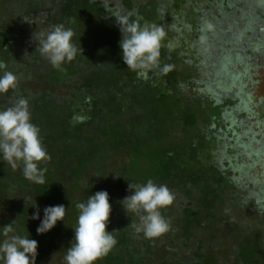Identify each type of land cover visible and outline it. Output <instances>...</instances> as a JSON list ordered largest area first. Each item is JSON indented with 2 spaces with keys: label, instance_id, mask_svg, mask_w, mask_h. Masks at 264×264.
<instances>
[{
  "label": "trees",
  "instance_id": "trees-1",
  "mask_svg": "<svg viewBox=\"0 0 264 264\" xmlns=\"http://www.w3.org/2000/svg\"><path fill=\"white\" fill-rule=\"evenodd\" d=\"M227 0H0V75L18 77L0 94V110L28 101L32 123L51 159L39 163L45 183L25 178L0 159V241L15 235L38 241L36 264H66L79 211L107 191L109 231L117 240L96 264H264V209L245 203L256 185L235 171L227 109L211 91L212 73L200 55L207 15ZM163 25L160 68L139 78L122 59L118 16ZM74 30L76 58L60 69L37 51L53 25ZM211 35V32L207 34ZM84 116L82 123L74 120ZM229 133V132H228ZM234 163V164H233ZM152 179L174 193L162 209L170 230L147 239L133 226L139 214L121 201L129 184ZM64 205V221L38 235L31 217ZM12 231L5 236L8 227ZM2 264V261H0Z\"/></svg>",
  "mask_w": 264,
  "mask_h": 264
},
{
  "label": "clouds",
  "instance_id": "clouds-1",
  "mask_svg": "<svg viewBox=\"0 0 264 264\" xmlns=\"http://www.w3.org/2000/svg\"><path fill=\"white\" fill-rule=\"evenodd\" d=\"M127 16L116 18L122 33L120 48L122 59L128 69L136 72L139 78L148 79L149 71L160 69L163 73L171 70L170 65L160 68L162 42L167 36L163 25L156 23L140 24V18L132 20ZM210 27V26H209ZM75 32L63 23L51 28L37 39V51L46 58L50 64L60 69L66 62L73 61L80 51L73 43ZM0 67H5L0 63ZM18 77L11 71L0 75V94L15 90ZM86 117L76 116L78 123L84 122ZM41 129L31 120L28 101L20 99L6 109L0 110V159L17 168V162L23 164V174L26 179L43 184L44 172L40 170L39 163L50 160L41 139ZM256 188L248 192L245 203L254 201L258 209H264V179H253ZM131 195L122 201L126 212L139 214V223L133 225L137 232H142L147 239L158 238L170 230L169 221L162 215L161 210L173 205L175 196L166 184H157L149 179L145 184H129ZM79 211L77 223L74 227V239L67 248L64 257L66 264H96L107 256L117 244L113 233L109 231V218L112 212L110 196L107 191H98L89 196L86 202L76 204ZM64 205L47 206L43 209L41 219L40 209L32 215L33 220H39L36 228L38 235L51 231L58 223L64 221L66 215ZM12 231L9 226L5 236ZM38 256V241L29 236L15 234L0 241V261L2 264H36Z\"/></svg>",
  "mask_w": 264,
  "mask_h": 264
},
{
  "label": "rangeland",
  "instance_id": "rangeland-1",
  "mask_svg": "<svg viewBox=\"0 0 264 264\" xmlns=\"http://www.w3.org/2000/svg\"><path fill=\"white\" fill-rule=\"evenodd\" d=\"M228 1L208 13L198 47L211 68L215 100L236 103L227 116V143L236 153L235 171L253 183L264 179V0Z\"/></svg>",
  "mask_w": 264,
  "mask_h": 264
},
{
  "label": "flooded vegetation",
  "instance_id": "flooded-vegetation-1",
  "mask_svg": "<svg viewBox=\"0 0 264 264\" xmlns=\"http://www.w3.org/2000/svg\"><path fill=\"white\" fill-rule=\"evenodd\" d=\"M227 1H228V0H227ZM228 4H229V1H228ZM263 31H264V27H263ZM207 68L209 69L210 66H207ZM209 72H211V68L209 69ZM259 79H261V78H259ZM211 80H212V77H211ZM260 82H261V81H260ZM212 87H213V85H212ZM211 96L215 99L213 93H211ZM216 101H217V100H216ZM224 101H229V102H230L229 99H223V100H221V101H217V102H219V103H223ZM235 106H236V103L233 102V101H231V106L229 107L230 109H227L228 112H227L226 116H228L229 111L232 110V108H234ZM226 121H227V119H226ZM227 125H228V124H227ZM227 127H228V130H227V131L225 130L224 133H226L225 138H227V140L229 141L230 139H232V134L230 133L229 126H227ZM228 132H229V133H228Z\"/></svg>",
  "mask_w": 264,
  "mask_h": 264
}]
</instances>
